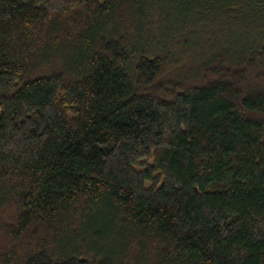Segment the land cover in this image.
Masks as SVG:
<instances>
[{"label": "trees", "instance_id": "16d2710c", "mask_svg": "<svg viewBox=\"0 0 264 264\" xmlns=\"http://www.w3.org/2000/svg\"><path fill=\"white\" fill-rule=\"evenodd\" d=\"M0 264H264V0H0Z\"/></svg>", "mask_w": 264, "mask_h": 264}]
</instances>
